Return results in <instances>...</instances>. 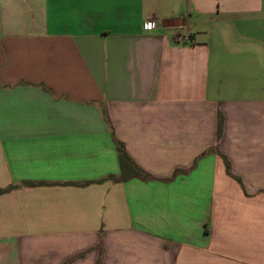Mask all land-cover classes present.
I'll return each instance as SVG.
<instances>
[{"label": "crops", "instance_id": "obj_1", "mask_svg": "<svg viewBox=\"0 0 264 264\" xmlns=\"http://www.w3.org/2000/svg\"><path fill=\"white\" fill-rule=\"evenodd\" d=\"M9 187L0 264H264V0H0Z\"/></svg>", "mask_w": 264, "mask_h": 264}, {"label": "trees", "instance_id": "obj_2", "mask_svg": "<svg viewBox=\"0 0 264 264\" xmlns=\"http://www.w3.org/2000/svg\"><path fill=\"white\" fill-rule=\"evenodd\" d=\"M115 148H116V151H117V155H118V159H119V162H120V165H121V169H123L124 167H127L129 170H132L135 173H137V175H139L140 174L139 170H137L135 168L133 163L127 157L122 145L120 143H118V142H115ZM10 189H12V187H9V188H7L5 190H0V194L4 193L6 191H9Z\"/></svg>", "mask_w": 264, "mask_h": 264}, {"label": "built area", "instance_id": "obj_3", "mask_svg": "<svg viewBox=\"0 0 264 264\" xmlns=\"http://www.w3.org/2000/svg\"><path fill=\"white\" fill-rule=\"evenodd\" d=\"M144 27H145L146 30H152V29L157 28V26L155 25L154 22H146ZM177 40H180L182 42H186L187 38H186V36L177 35Z\"/></svg>", "mask_w": 264, "mask_h": 264}]
</instances>
